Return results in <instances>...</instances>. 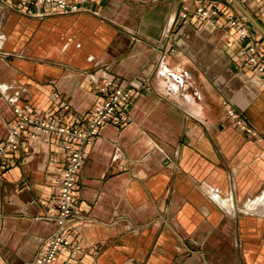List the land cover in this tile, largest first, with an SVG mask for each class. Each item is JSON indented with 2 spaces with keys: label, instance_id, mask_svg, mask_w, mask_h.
Here are the masks:
<instances>
[{
  "label": "crops",
  "instance_id": "obj_1",
  "mask_svg": "<svg viewBox=\"0 0 264 264\" xmlns=\"http://www.w3.org/2000/svg\"><path fill=\"white\" fill-rule=\"evenodd\" d=\"M69 1L82 9L26 15L0 2V140L13 103L84 123L98 100L93 74L139 85L128 121L104 123L87 147L70 226L83 251L73 264H264V79L221 24L241 11L221 0L214 20L177 19L174 51L163 52L156 44L171 0ZM237 1L264 29L259 1ZM6 161L0 264H33L55 229L44 216L63 151L54 137L22 135Z\"/></svg>",
  "mask_w": 264,
  "mask_h": 264
},
{
  "label": "built area",
  "instance_id": "obj_2",
  "mask_svg": "<svg viewBox=\"0 0 264 264\" xmlns=\"http://www.w3.org/2000/svg\"><path fill=\"white\" fill-rule=\"evenodd\" d=\"M188 0H171L172 7L166 15L164 25L157 41L162 51H174L171 46L172 29L177 19L184 21L191 16L198 20H214L220 15L221 0H193V6L187 5ZM264 9V0H257ZM7 7L26 15L67 14L80 11L81 6L69 0H0ZM44 6L43 11H37ZM222 25L232 28L237 34L238 53L243 62L264 79V49L257 44L256 34L248 27L245 17L236 12H226ZM219 24V25H221ZM93 89L98 96L89 118L84 122L65 124L61 122L63 112L58 111L48 117L40 116L38 111L25 106L12 104L13 120L8 126V137L0 140V171L7 169L6 156L19 145V138L26 135L30 139L42 136L54 137L63 151L64 161L56 169V176L50 184L52 209L44 219L53 221L54 231L47 237L44 247L37 255L33 264H53L57 255L66 252L67 256L61 264H73L75 255L83 251L82 245L71 238V220L75 208L74 190L82 161L87 147L97 137L100 128L106 122L123 125L128 121L130 99L139 85L130 80L121 84L111 76L91 78ZM57 97L56 92H52ZM226 114L235 124L243 127L247 133L255 135V130L243 124L241 117L233 108H227Z\"/></svg>",
  "mask_w": 264,
  "mask_h": 264
},
{
  "label": "water",
  "instance_id": "obj_3",
  "mask_svg": "<svg viewBox=\"0 0 264 264\" xmlns=\"http://www.w3.org/2000/svg\"><path fill=\"white\" fill-rule=\"evenodd\" d=\"M237 8L241 11V13L249 20V22L263 35L264 37V29L262 26L251 16V14L237 1L232 0Z\"/></svg>",
  "mask_w": 264,
  "mask_h": 264
},
{
  "label": "bare ground",
  "instance_id": "obj_4",
  "mask_svg": "<svg viewBox=\"0 0 264 264\" xmlns=\"http://www.w3.org/2000/svg\"><path fill=\"white\" fill-rule=\"evenodd\" d=\"M261 200V199H260ZM253 202H256V201H254L253 200ZM259 202V201H258ZM257 203V202H256ZM262 204V203H261ZM231 206H232V203H231ZM248 206L249 207H252L253 206V204H252V202L250 203V204H248ZM246 208V207H245ZM262 208V205L261 206H259V204L257 205L256 204V210H260ZM253 209V208H252ZM255 210V209H254ZM254 212V211H253ZM256 212V211H255Z\"/></svg>",
  "mask_w": 264,
  "mask_h": 264
}]
</instances>
